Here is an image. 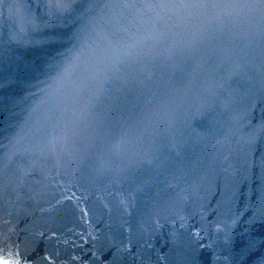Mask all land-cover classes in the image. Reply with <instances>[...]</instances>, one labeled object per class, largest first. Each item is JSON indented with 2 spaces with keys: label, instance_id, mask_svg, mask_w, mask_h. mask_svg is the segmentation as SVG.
Here are the masks:
<instances>
[{
  "label": "water",
  "instance_id": "1",
  "mask_svg": "<svg viewBox=\"0 0 264 264\" xmlns=\"http://www.w3.org/2000/svg\"><path fill=\"white\" fill-rule=\"evenodd\" d=\"M0 258L264 264V0H0Z\"/></svg>",
  "mask_w": 264,
  "mask_h": 264
},
{
  "label": "bare ground",
  "instance_id": "2",
  "mask_svg": "<svg viewBox=\"0 0 264 264\" xmlns=\"http://www.w3.org/2000/svg\"><path fill=\"white\" fill-rule=\"evenodd\" d=\"M1 264H6V263H4V262H1Z\"/></svg>",
  "mask_w": 264,
  "mask_h": 264
},
{
  "label": "flooded vegetation",
  "instance_id": "3",
  "mask_svg": "<svg viewBox=\"0 0 264 264\" xmlns=\"http://www.w3.org/2000/svg\"><path fill=\"white\" fill-rule=\"evenodd\" d=\"M1 264V263H0Z\"/></svg>",
  "mask_w": 264,
  "mask_h": 264
}]
</instances>
